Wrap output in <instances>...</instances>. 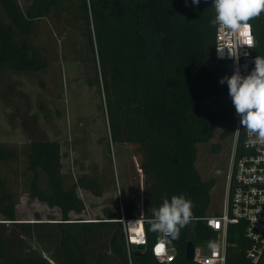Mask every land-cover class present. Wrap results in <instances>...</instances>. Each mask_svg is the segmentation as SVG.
<instances>
[{
    "label": "trees",
    "instance_id": "obj_1",
    "mask_svg": "<svg viewBox=\"0 0 264 264\" xmlns=\"http://www.w3.org/2000/svg\"><path fill=\"white\" fill-rule=\"evenodd\" d=\"M213 0H0V101L8 100L19 115L17 99L27 95L5 85L11 75L39 78L53 64L83 63L93 72L98 112L107 133L99 139L108 159L117 144L138 146L144 178L142 205L118 198L101 216L87 218L78 190L102 198L113 195L115 183L106 170L64 174L58 140L32 138L23 148L26 159L25 193L56 209L59 219H17L18 197L0 172V264H162L152 255L159 232L151 231L153 209L165 198L183 195L192 201L193 219L170 238L172 264H198L184 258L186 243L209 249L219 234L203 222L211 212L214 180L204 181L195 168L197 145L211 142L221 122L228 123L224 76L228 63L214 55ZM52 27L48 29V21ZM255 36L256 56H264V13L249 21ZM46 38V40H45ZM52 40L51 45L50 42ZM47 121L49 110L38 102ZM59 115V110H54ZM14 117V114L12 115ZM20 117V116H18ZM33 120L34 115L30 116ZM234 118L236 110L234 107ZM22 124L25 125L23 118ZM235 136V125L220 134L223 142ZM242 130L237 142L241 153ZM232 147V144H231ZM230 147V148H231ZM222 144L213 151L222 150ZM231 151V150H230ZM13 148L0 143V167L16 160ZM142 219L146 245L131 263L125 247L121 218ZM245 221L226 228L225 264H254L247 257L251 242ZM255 264H264V250Z\"/></svg>",
    "mask_w": 264,
    "mask_h": 264
},
{
    "label": "rangeland",
    "instance_id": "obj_2",
    "mask_svg": "<svg viewBox=\"0 0 264 264\" xmlns=\"http://www.w3.org/2000/svg\"><path fill=\"white\" fill-rule=\"evenodd\" d=\"M21 6L25 0H18ZM52 21H48V33ZM46 40V38H45ZM51 40V39H50ZM52 40L49 45H51ZM93 72L83 63L76 65L60 62L51 65L39 78L23 75H7L5 85L16 88L27 95L29 103L17 99L19 115H16L8 100L0 101V143L17 151L14 162L1 165V175L6 179L9 188L18 197L16 206L17 219L32 221L36 215L41 220L59 219L56 209L29 197L25 193L23 184L26 181V159L23 148L32 138H46L58 140L63 154L62 168L64 174L79 175L84 172L92 173L106 170L103 176L111 178L115 183L113 195L97 198L88 192L78 190V196L86 207L89 219L100 217L101 210L113 205L118 198L122 203L129 199L135 200L139 206L143 202L144 178L140 173V155L138 146L133 144H117L111 147V159H108L103 143L99 139L107 133L105 117L97 110L100 97L97 86H90ZM228 104L232 109V116L228 123L221 122L216 128L211 142L197 145V159L195 168L202 180H214L215 186L211 191V212H220L226 188L228 168L230 162V138L220 140V134L235 124L234 105L231 98ZM45 102L49 110L47 121L37 115L38 102ZM59 110V115L54 110ZM14 114V117L12 116ZM34 115L32 120L30 116ZM20 116V117H18ZM23 118L25 125L22 124ZM222 144L223 148L216 153L213 146Z\"/></svg>",
    "mask_w": 264,
    "mask_h": 264
},
{
    "label": "built area",
    "instance_id": "obj_3",
    "mask_svg": "<svg viewBox=\"0 0 264 264\" xmlns=\"http://www.w3.org/2000/svg\"><path fill=\"white\" fill-rule=\"evenodd\" d=\"M251 37L254 46L248 48L242 46L239 50V63L241 75L249 74L254 68L253 53L255 48V36L251 26ZM232 39H239L247 44L248 36L238 33L236 37L225 34V30L219 26L215 28L214 55L216 59L226 61L230 74L234 68L233 60L228 57L227 49L222 53L217 52V47L227 46ZM245 52L249 55L246 57ZM223 58H220V56ZM264 57V56H261ZM240 117L236 114L235 136L232 142L230 162L222 209L218 216L203 218V222L213 231L219 234V239L214 247L205 249L195 247L193 261L198 264H225L226 228L228 224H235L238 221H245V237L251 242V249L247 257L252 263H257L264 250V144L256 142L254 135L250 134L239 124ZM240 130H242L241 153L237 154L236 142ZM122 207V202H120ZM125 235V247L128 261L131 263L133 250L131 245L145 246L146 236L142 219L126 220L121 218ZM163 249L159 251V249ZM152 255L162 264H172L174 252L170 243V237L159 233L153 247Z\"/></svg>",
    "mask_w": 264,
    "mask_h": 264
},
{
    "label": "clouds",
    "instance_id": "obj_4",
    "mask_svg": "<svg viewBox=\"0 0 264 264\" xmlns=\"http://www.w3.org/2000/svg\"><path fill=\"white\" fill-rule=\"evenodd\" d=\"M191 2L199 5L200 0ZM212 6L215 9V16L210 21L212 26L225 30L226 36L236 37L238 33L248 36L246 45L239 39H232L227 46L217 47L218 53L227 49L228 57L236 66L232 75L222 77L219 83L227 84L228 94L240 117V126L254 135L256 142L264 144V57H255V66L247 75H241L238 67L240 48L254 46L249 21L264 13V0H213ZM244 55L247 57L249 53ZM193 207L192 201L183 195H173L170 200L165 198L158 209L152 210L151 231L177 239L180 230L193 219Z\"/></svg>",
    "mask_w": 264,
    "mask_h": 264
},
{
    "label": "water",
    "instance_id": "obj_5",
    "mask_svg": "<svg viewBox=\"0 0 264 264\" xmlns=\"http://www.w3.org/2000/svg\"><path fill=\"white\" fill-rule=\"evenodd\" d=\"M131 249L133 250V256H137L139 255L140 251L142 249H144V246H135V245H131ZM194 243L192 240H189L186 243V247H185V253H184V258L186 260L192 261L194 258Z\"/></svg>",
    "mask_w": 264,
    "mask_h": 264
},
{
    "label": "snow or ice",
    "instance_id": "obj_6",
    "mask_svg": "<svg viewBox=\"0 0 264 264\" xmlns=\"http://www.w3.org/2000/svg\"><path fill=\"white\" fill-rule=\"evenodd\" d=\"M246 35V34H245ZM163 249L161 248V249H159V251H162Z\"/></svg>",
    "mask_w": 264,
    "mask_h": 264
}]
</instances>
